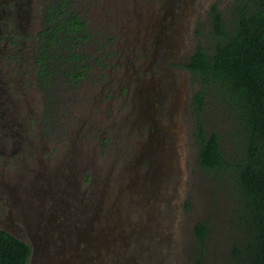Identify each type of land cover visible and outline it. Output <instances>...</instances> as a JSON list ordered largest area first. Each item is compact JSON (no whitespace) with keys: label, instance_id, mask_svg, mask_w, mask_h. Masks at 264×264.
I'll use <instances>...</instances> for the list:
<instances>
[{"label":"rangeland","instance_id":"obj_1","mask_svg":"<svg viewBox=\"0 0 264 264\" xmlns=\"http://www.w3.org/2000/svg\"><path fill=\"white\" fill-rule=\"evenodd\" d=\"M33 1L38 10L47 0ZM240 1L74 0L91 16L90 62L105 64L92 63L75 87L63 70L58 109L22 90L8 94L22 147L17 157L0 153V226L11 219L19 229L33 217L46 224L48 216L71 234L62 259L83 254L67 264H229L245 238L237 187L230 168L199 166L197 132L199 121L217 132L233 163L239 127L219 89L186 65L199 47L212 51L213 8L230 23ZM108 35L115 41L106 58L96 46ZM200 221L208 226L203 251ZM44 248L37 261L54 264L56 246Z\"/></svg>","mask_w":264,"mask_h":264},{"label":"trees","instance_id":"obj_2","mask_svg":"<svg viewBox=\"0 0 264 264\" xmlns=\"http://www.w3.org/2000/svg\"><path fill=\"white\" fill-rule=\"evenodd\" d=\"M72 9V0L49 1L47 27L41 33L46 42L39 59L40 79L45 84L54 72L63 70L76 84L87 76L92 65L83 64L91 54L82 51L92 33ZM211 34L212 51L199 47L186 67L201 78L204 86L219 89L239 127L241 154L237 162L231 163L222 150L220 135L207 133L199 121L198 163L208 172L228 167L234 175L236 213L245 238L235 243L229 264H264V0L238 2L230 23L213 8ZM204 100L201 91L195 99L199 114ZM195 234L203 251L207 224L198 222ZM31 254L30 243L0 229V264H29ZM198 264H203L202 257Z\"/></svg>","mask_w":264,"mask_h":264},{"label":"flooded vegetation","instance_id":"obj_3","mask_svg":"<svg viewBox=\"0 0 264 264\" xmlns=\"http://www.w3.org/2000/svg\"><path fill=\"white\" fill-rule=\"evenodd\" d=\"M49 1L50 0L42 1L39 9L36 10L38 4L33 0H0V153L7 156L16 154L15 157H17L22 147V136L17 129V115H14L12 113L13 111L8 106V94L11 93L12 90H22L25 92V96H39L43 102H51L49 105L58 109L59 97H56V91L61 84V79H58L57 75H60L61 72H59V74L54 72L51 81H48L46 84L40 79L39 59L41 57L42 46H44V42H46V40L42 41L41 33L43 29L47 27V9ZM72 10L77 11L82 19L87 22L90 33L91 16L85 14L74 2ZM91 38H93V33L91 37L85 40L82 47V51L88 53V55L90 54L89 47L92 40ZM107 39V41L99 44L96 48H99L98 51L102 52L104 57L109 58L111 53L108 52V49L115 40L112 35H108ZM89 62L90 57H87L83 64L88 65ZM94 62L105 64V62L97 57H94L93 61L90 63ZM63 69H66V67ZM87 77L88 71L87 76L79 79L80 81L74 84V87L81 84ZM19 82L22 84L21 88L15 86V84ZM49 84L51 86H49ZM33 119L35 121V118ZM7 193L9 194V192ZM33 197L38 198V196L34 194ZM36 198H33V201H36L37 205H44V203L39 200L41 198ZM47 201L48 200H46V202ZM14 205L15 207L19 205L20 208L23 207V209H25L24 205L18 201H16ZM31 209V207L26 208L27 211ZM30 219L34 220V222H25L24 226H21L19 229L14 228V223L11 219H9L10 221L2 222V226H0V229L28 243L29 241L25 239V236L33 239L31 243L32 254L29 261L30 264H39L37 257L40 255V251L43 250V246H49V248H51V246H56V250L54 251L56 259L53 261L54 264H65L64 262L67 264L70 259L76 261L78 259L81 260L83 254H72L69 257L70 259L66 258V261L62 259L66 256L69 248V240L67 237H71L70 232L67 234L64 233L65 229L63 225L54 224V220H50L48 216H44L40 219L45 221L46 224H41L40 221H37L38 224L36 225L37 222L35 218L33 217ZM43 229L45 230V235L38 232V230ZM59 241L61 243L57 244ZM49 248H44V250L49 251ZM71 249L72 247H70V250ZM45 262L46 261H44V263Z\"/></svg>","mask_w":264,"mask_h":264}]
</instances>
